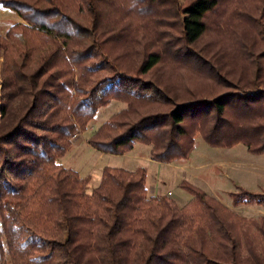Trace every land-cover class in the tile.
Listing matches in <instances>:
<instances>
[{
	"label": "trees",
	"instance_id": "trees-1",
	"mask_svg": "<svg viewBox=\"0 0 264 264\" xmlns=\"http://www.w3.org/2000/svg\"><path fill=\"white\" fill-rule=\"evenodd\" d=\"M0 264H264V216L182 180L151 195L146 168L88 177L58 162L87 144L185 160L200 137L264 154V0H0ZM12 175V178L8 176ZM232 203L252 202L246 191Z\"/></svg>",
	"mask_w": 264,
	"mask_h": 264
},
{
	"label": "rangeland",
	"instance_id": "rangeland-1",
	"mask_svg": "<svg viewBox=\"0 0 264 264\" xmlns=\"http://www.w3.org/2000/svg\"><path fill=\"white\" fill-rule=\"evenodd\" d=\"M17 20L19 18L15 14L6 9L0 10V32H4ZM123 106L122 102L111 101L99 108L85 131L78 133L69 149L58 159L64 167L78 171L82 177H88L86 192H91L99 183L104 166L131 170L139 165L146 168V186L153 188L157 192L155 195L166 194L177 201L188 200L191 196L179 187V183L185 180L218 197L241 215L264 216V154H251L243 144L226 148L213 147L197 137L188 158L171 163H146L143 158L100 153L89 146L88 137ZM134 148L133 153L142 156L149 150V146L143 144H136ZM8 176L12 178L10 173ZM244 191L252 196V202L234 206L232 194Z\"/></svg>",
	"mask_w": 264,
	"mask_h": 264
},
{
	"label": "crops",
	"instance_id": "crops-1",
	"mask_svg": "<svg viewBox=\"0 0 264 264\" xmlns=\"http://www.w3.org/2000/svg\"><path fill=\"white\" fill-rule=\"evenodd\" d=\"M0 10H5V9H1L0 8ZM134 149L135 148H133L129 153H127V154H124L125 156H127V157H132V158H135V159H137V158H143V160L146 162V163H149V162H154L152 159H150L149 158V150L148 151H146L145 152V154H143V156L140 154V155H138L137 153L136 154H134L133 153V151H134ZM139 166V165H138ZM138 166H136V167H138ZM135 167V168H136ZM134 168V169H135ZM134 169H131V170H134ZM147 190H148V192L151 194V195H154V194H157V192H155L154 191V189L153 188H150V187H148L147 186ZM169 191V190H168ZM167 191V192H168ZM166 192V193H167ZM172 195V194H171ZM179 205H184L185 203H186V201H187V199H182L181 201H177L175 198H173Z\"/></svg>",
	"mask_w": 264,
	"mask_h": 264
}]
</instances>
